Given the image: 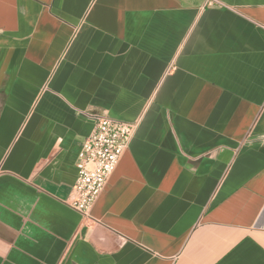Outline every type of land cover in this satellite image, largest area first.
Here are the masks:
<instances>
[{"label": "crops", "instance_id": "obj_1", "mask_svg": "<svg viewBox=\"0 0 264 264\" xmlns=\"http://www.w3.org/2000/svg\"><path fill=\"white\" fill-rule=\"evenodd\" d=\"M94 115L134 130L84 220ZM0 264H264V0H0Z\"/></svg>", "mask_w": 264, "mask_h": 264}, {"label": "built area", "instance_id": "obj_2", "mask_svg": "<svg viewBox=\"0 0 264 264\" xmlns=\"http://www.w3.org/2000/svg\"><path fill=\"white\" fill-rule=\"evenodd\" d=\"M94 128L84 139L76 160V179L66 200L84 220L128 146L134 124L94 115Z\"/></svg>", "mask_w": 264, "mask_h": 264}]
</instances>
